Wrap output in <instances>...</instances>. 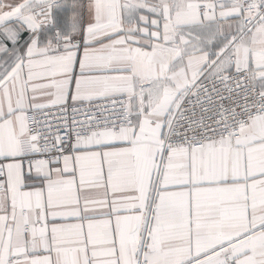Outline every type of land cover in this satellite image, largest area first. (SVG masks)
Here are the masks:
<instances>
[{
	"label": "snow or ice",
	"instance_id": "snow-or-ice-1",
	"mask_svg": "<svg viewBox=\"0 0 264 264\" xmlns=\"http://www.w3.org/2000/svg\"><path fill=\"white\" fill-rule=\"evenodd\" d=\"M0 264H264V0H0Z\"/></svg>",
	"mask_w": 264,
	"mask_h": 264
}]
</instances>
